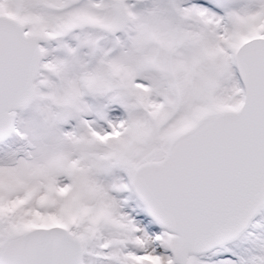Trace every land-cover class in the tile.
<instances>
[{
  "label": "snow or ice",
  "instance_id": "1",
  "mask_svg": "<svg viewBox=\"0 0 264 264\" xmlns=\"http://www.w3.org/2000/svg\"><path fill=\"white\" fill-rule=\"evenodd\" d=\"M0 264H264V0H0Z\"/></svg>",
  "mask_w": 264,
  "mask_h": 264
}]
</instances>
